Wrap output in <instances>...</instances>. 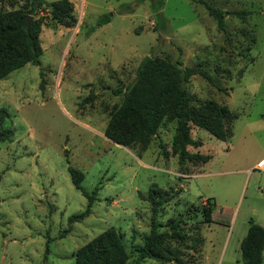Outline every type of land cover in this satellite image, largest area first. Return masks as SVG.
I'll return each instance as SVG.
<instances>
[{"label":"rangeland","instance_id":"rangeland-1","mask_svg":"<svg viewBox=\"0 0 264 264\" xmlns=\"http://www.w3.org/2000/svg\"><path fill=\"white\" fill-rule=\"evenodd\" d=\"M39 1L0 0V12L35 8L30 23L41 25L43 50L38 65L0 80V109L9 115L2 129L12 133L0 141V264H75L76 252L111 227L134 263L152 222L140 196L153 185L181 190L158 211L162 225L185 213L201 222L194 207L214 203L195 264H244L250 221L264 224V173L247 171L264 157V0H68L72 26L53 17L50 5L59 0ZM206 4L227 12L226 32ZM235 11L249 16L228 14ZM147 56L206 71L212 82L196 75L184 84L188 93L240 113L226 142L192 129L202 145L188 150L210 155L209 162L179 163L176 122H165L146 150L106 138L123 99L116 92L134 82ZM70 169L83 173L87 192L98 190L91 215L71 225L88 199Z\"/></svg>","mask_w":264,"mask_h":264},{"label":"trees","instance_id":"trees-1","mask_svg":"<svg viewBox=\"0 0 264 264\" xmlns=\"http://www.w3.org/2000/svg\"><path fill=\"white\" fill-rule=\"evenodd\" d=\"M41 1L38 6L42 5ZM50 7L53 17L59 22L66 26H72L75 22L73 6L68 0L53 2ZM206 8L217 21L219 29L226 32L227 12L210 4H206ZM34 9L0 12V80L27 64L40 63L39 58L43 53L39 39L41 25L39 21H33L28 28H24L27 17L33 14ZM228 14L244 21L249 16L246 11ZM216 73L231 76V72L227 70L216 69ZM196 75L212 82L206 71L183 67L179 60L173 62L169 58L145 57L137 69L134 82L125 90L115 91L123 94V99L112 110L111 120L105 129L106 138L123 147L138 145L141 150H146L165 122H176L172 150L173 155L178 156L179 163L209 162L212 158L210 155L191 153L188 150L190 146L198 148L202 145L192 138V129L196 127L205 130L218 140L226 142L232 136L233 123L240 117V113L215 100L203 102L190 95L184 84ZM8 117L6 109H0V141H7L12 137L10 131L2 129ZM165 155L169 157V153ZM70 172L73 184L88 199L86 210L69 219L71 225L82 222L91 215L92 207L98 200V190L87 192L82 186L83 173L75 169H70ZM180 192L181 190L170 193L153 185L146 198L140 196L151 206L152 222L150 234L145 237L143 245L134 249V263H131L132 255L127 252L122 234L111 227L76 252L75 264H139L147 259L160 264H195L205 242L202 227L213 222L215 205L209 199L202 207H194L193 211L204 217L201 222L193 221L188 218L190 214L185 213L178 218L169 219L165 225L159 224L158 211ZM162 227L164 229L160 230ZM263 251L264 228L251 220L241 244L243 263L262 264Z\"/></svg>","mask_w":264,"mask_h":264},{"label":"built area","instance_id":"built-area-1","mask_svg":"<svg viewBox=\"0 0 264 264\" xmlns=\"http://www.w3.org/2000/svg\"><path fill=\"white\" fill-rule=\"evenodd\" d=\"M253 171H259L264 173V157H262L255 165ZM262 264H264V251H263V259Z\"/></svg>","mask_w":264,"mask_h":264},{"label":"water","instance_id":"water-1","mask_svg":"<svg viewBox=\"0 0 264 264\" xmlns=\"http://www.w3.org/2000/svg\"><path fill=\"white\" fill-rule=\"evenodd\" d=\"M32 17L28 16L25 23H24V28H28L30 25V21H31Z\"/></svg>","mask_w":264,"mask_h":264},{"label":"crops","instance_id":"crops-1","mask_svg":"<svg viewBox=\"0 0 264 264\" xmlns=\"http://www.w3.org/2000/svg\"><path fill=\"white\" fill-rule=\"evenodd\" d=\"M261 159V158H260ZM260 159H258L257 160V162L260 160ZM256 162V163H257ZM256 163L251 167V168H249L247 171H248V173H252V172H255V171H253V169H254V167H255V165H256ZM260 225V224H259ZM260 226H262L263 228H264V224H261Z\"/></svg>","mask_w":264,"mask_h":264}]
</instances>
